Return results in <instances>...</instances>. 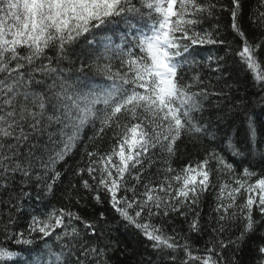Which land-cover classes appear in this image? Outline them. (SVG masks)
<instances>
[{"label": "snow or ice", "instance_id": "1", "mask_svg": "<svg viewBox=\"0 0 264 264\" xmlns=\"http://www.w3.org/2000/svg\"><path fill=\"white\" fill-rule=\"evenodd\" d=\"M261 57L264 0H0V264H112L110 218L139 264H264Z\"/></svg>", "mask_w": 264, "mask_h": 264}, {"label": "trees", "instance_id": "2", "mask_svg": "<svg viewBox=\"0 0 264 264\" xmlns=\"http://www.w3.org/2000/svg\"><path fill=\"white\" fill-rule=\"evenodd\" d=\"M256 5V0H245V12H248L251 8ZM264 59V57H261ZM264 70V69H262ZM241 76V84L239 85L241 93L247 89L248 94L251 96L252 94L256 93V89L251 87V76L250 74L245 77L244 73L240 74ZM256 114L264 115V110L260 107L256 108ZM90 134V133H89ZM108 140L105 138L102 144V150L107 148ZM177 152L176 157L173 159L172 163L173 166L177 169L187 165L193 164L195 165L199 160L203 159V153L197 148L194 147L191 142L187 140V138H183L181 141L177 142ZM78 159V157L76 158ZM231 162V160L229 161ZM69 164L75 167V159H70ZM245 166H248L247 164ZM253 170L257 172H264V162H261L258 157L254 158L251 164ZM153 171H155L153 169ZM71 174L65 177V183H67V179ZM215 179V178H213ZM81 195H84L81 192ZM214 192H209L205 195L204 202L202 205V223H206L208 220L209 215L211 214L212 207H214ZM59 197V192L56 194ZM53 203L59 205V200H53ZM82 214H87L89 216L98 215V206L94 208L91 203L84 208L79 209ZM258 218V217H257ZM109 223L112 225L111 231V239L116 243L117 249L115 253L112 255V264H139L140 260L147 259L146 249L142 244V238L136 233V230L125 226L118 221L109 219ZM175 226L178 230L183 229L187 231V225L180 219L175 221ZM239 234V228L234 229L231 235L233 237ZM206 235L198 240H196V244L200 245L203 244L204 240L206 239ZM253 257V252L251 248V239L246 241L236 256L238 264H251Z\"/></svg>", "mask_w": 264, "mask_h": 264}]
</instances>
